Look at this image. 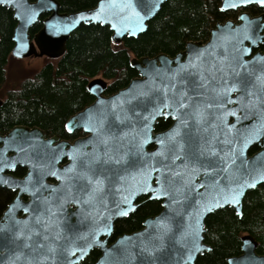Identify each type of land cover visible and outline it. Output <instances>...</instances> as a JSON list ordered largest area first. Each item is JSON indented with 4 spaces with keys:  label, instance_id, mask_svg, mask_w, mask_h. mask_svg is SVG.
Masks as SVG:
<instances>
[{
    "label": "water",
    "instance_id": "obj_1",
    "mask_svg": "<svg viewBox=\"0 0 264 264\" xmlns=\"http://www.w3.org/2000/svg\"><path fill=\"white\" fill-rule=\"evenodd\" d=\"M166 1L99 0L72 13L61 12L58 0H0V7L12 10L17 21L14 58L59 59L81 25L108 26L113 43L121 44L146 32ZM251 5L263 8L264 2L222 0L220 11ZM44 14L42 28L32 35ZM263 29L264 14L243 12L237 21L217 23L207 42H188L174 58L133 59L138 76L110 96L103 78L91 80L94 102L66 124L69 133L87 134L74 142L47 137L37 127L0 133V188L17 192L0 234L20 233L22 259L63 257L69 249L86 256L98 247V264H195L211 251L205 243L208 216L232 208L242 217L247 193L264 184V52L252 55L264 40ZM162 117L175 123L156 133ZM255 146L260 150L250 154ZM17 167L27 174L14 177ZM143 195L162 202V211L112 245L70 230L74 219L92 216L95 206L97 232L108 237L114 221L135 209L122 205ZM241 243L242 254L228 264H264L251 235Z\"/></svg>",
    "mask_w": 264,
    "mask_h": 264
},
{
    "label": "trees",
    "instance_id": "obj_2",
    "mask_svg": "<svg viewBox=\"0 0 264 264\" xmlns=\"http://www.w3.org/2000/svg\"><path fill=\"white\" fill-rule=\"evenodd\" d=\"M35 1V0H31ZM61 12L72 13L96 6L99 0H58ZM222 0H167L148 22L146 32L137 38L125 37L114 44L108 26L81 25L67 42L65 54L49 59L33 75L21 79L19 86L5 93L0 108V133L15 126L38 127L47 134L68 139L66 122L91 105L95 98L88 84L95 78L107 82L106 95L127 87L138 76L131 66L133 59L171 57L184 50L188 42H207L219 22L232 19V11L221 12ZM32 29L42 28V20ZM17 21L13 11L0 7V89L8 80L12 61L13 35ZM75 137V136H74ZM255 149L251 150V154ZM11 193L0 188V212L10 201ZM162 210L158 201H146L133 215L116 225V233L139 228L146 216ZM242 217L232 208L219 210L206 219L205 243L210 252L198 258V264H228L241 251V236L253 235L258 252L264 254V184L249 191L243 202Z\"/></svg>",
    "mask_w": 264,
    "mask_h": 264
},
{
    "label": "flooded vegetation",
    "instance_id": "obj_3",
    "mask_svg": "<svg viewBox=\"0 0 264 264\" xmlns=\"http://www.w3.org/2000/svg\"><path fill=\"white\" fill-rule=\"evenodd\" d=\"M232 12H234L235 15H234V17L232 19H229V20L237 21V18L239 16V14L240 13H243V12L249 13L252 18L253 17L261 16L262 14H264V7L261 8L258 5H251V6L247 7V8H245V9H238V10H234ZM40 21H41V19H40ZM262 34H264V29L262 31ZM258 52H264V40L258 44V47L257 48H254L252 50V55H254V54L258 53ZM174 57H176V55L173 56V57H171V58H174ZM53 60H56V59H53ZM105 96H110V95H106L105 94ZM0 99L2 100V98H0ZM67 122H66V124H67ZM174 123H175V120L172 117H162V118H160L158 120V124L156 126L155 132L156 133H165V132H167L169 129H171L173 127ZM29 128H34V127H29ZM65 131L69 135L68 136L69 137L68 139H62L59 135H53V136H59L61 140H65V141H69V142H74L77 139H80V138H83V137L87 136V134L83 130H81V129H77V130L69 133L66 130V125H65ZM7 132L1 133V134L4 135ZM45 134H46L47 137L48 136H51V135L47 134L46 132H45ZM174 140L175 141H180V140H184V139L175 138ZM152 148L153 147H150V149H152ZM253 149H255L254 153H256V152H258L260 150V147L255 146L251 150H253ZM250 154H251V151H250ZM161 156H179V155L177 153H162ZM67 162H68V160H65L62 163V165L66 164ZM26 174H27V169L25 167H17L16 170L12 173V175L14 177H17V178H22ZM50 182L56 183V182L51 181V180H50ZM1 189H6V188H1ZM6 190L11 193V198H10V201L6 204V206L0 212V221L2 220V217L4 216V213L8 209L10 203H12V201L17 196V192L11 191L9 189H6ZM148 198H149L148 196L143 195V196L137 198L130 205L129 204H123L122 205L123 208H125V207L128 206V207H134L135 209H133L127 216L120 217V218H118V219H116L114 221L112 232H111V234L108 237L106 235L105 236H101L97 232V231H99V228L97 227L96 224H97V222L99 223V218L96 215L97 210L95 209V206L93 208V215L92 216L86 214L82 218L80 217L79 219L78 218L74 219V222L72 223V226H71L70 230L72 231V233L74 235L84 236V237L89 238V239H99V240L108 239V244L109 245H112L120 237H123L124 235H130V234H133L135 232L141 231L144 228V222L148 218L153 217V216H156V215H158L162 211L161 210L157 214H152L150 216H146L144 218V220L142 221L141 226L139 228L135 229V230L127 231V232H122V233H116V225H117V223L119 221H121V220H124V219L129 218L131 215H133L134 213H136V211L146 201H149ZM24 200L27 201L28 200V197L24 196ZM158 202H160V201H158ZM160 203H161V207H162V202H160ZM70 207H71V209L73 211H75L77 209V207L74 206V205H71ZM89 212H90L89 209L86 208L85 213H89ZM21 217H22V214L20 213V215H19L18 218H21ZM245 235H251V234H248L247 233V234H244L243 236H245ZM7 236L9 238L5 239V237H7ZM243 236H241V238ZM251 236L257 241V239L253 235H251ZM19 239H20V233L19 232H15V231H13L11 233L10 232H3L2 234H0V264H38L39 261H41L43 264H98L99 259L102 256V253H101L100 249L98 247H94L92 250H90V252L86 256H84V252L83 251H79L78 249H69V250H67L66 255L64 254L63 257H48V258H45V259H36V258H25V259H22L21 258V250H20V241H19ZM257 243H258V241H257ZM241 246H242V243H241ZM258 246H259V244H258ZM256 252H257V254L259 256H264V254H260L258 252V247H257ZM241 254H242V250L236 256H240ZM233 257H235V256H233ZM195 264H198V259H197V261H196Z\"/></svg>",
    "mask_w": 264,
    "mask_h": 264
},
{
    "label": "rangeland",
    "instance_id": "obj_4",
    "mask_svg": "<svg viewBox=\"0 0 264 264\" xmlns=\"http://www.w3.org/2000/svg\"><path fill=\"white\" fill-rule=\"evenodd\" d=\"M49 58L47 57H31L28 59H12L8 68V80L6 85L0 89V98L5 93L14 90L19 86L21 79L33 75L39 70Z\"/></svg>",
    "mask_w": 264,
    "mask_h": 264
},
{
    "label": "snow or ice",
    "instance_id": "obj_5",
    "mask_svg": "<svg viewBox=\"0 0 264 264\" xmlns=\"http://www.w3.org/2000/svg\"><path fill=\"white\" fill-rule=\"evenodd\" d=\"M262 2H264V0H262ZM189 67H195V65L194 64H190ZM181 70L184 71V72H186V73L188 72V68H182ZM227 90L228 91H231L232 89L230 88V89H227ZM249 94L251 95V93H249ZM212 154H214V153H212ZM97 183H100V181H97Z\"/></svg>",
    "mask_w": 264,
    "mask_h": 264
}]
</instances>
